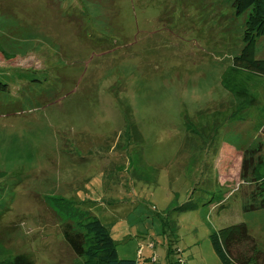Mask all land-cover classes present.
Returning <instances> with one entry per match:
<instances>
[{
  "label": "rangeland",
  "instance_id": "1",
  "mask_svg": "<svg viewBox=\"0 0 264 264\" xmlns=\"http://www.w3.org/2000/svg\"><path fill=\"white\" fill-rule=\"evenodd\" d=\"M233 1L0 0L7 246L79 261L60 224L91 213L141 264H223L211 233L238 222L264 250V209L235 196L264 130L226 118L221 75L244 45Z\"/></svg>",
  "mask_w": 264,
  "mask_h": 264
},
{
  "label": "trees",
  "instance_id": "2",
  "mask_svg": "<svg viewBox=\"0 0 264 264\" xmlns=\"http://www.w3.org/2000/svg\"><path fill=\"white\" fill-rule=\"evenodd\" d=\"M233 5L238 16L245 15L244 45L221 75L223 87L237 101L231 104L232 111L226 118L227 122H232L249 117L254 131L264 130V57L256 54L258 42L264 37V0H234ZM0 52L7 59L13 57L3 46L1 36ZM9 87L7 82L0 80V93L7 92ZM257 151L243 159L241 178L245 184L235 195L243 199V207L247 211L264 209V139ZM7 176L8 172L0 169V183ZM4 189L1 185L0 190ZM224 193L220 195L221 200H224ZM225 206L224 203L222 207ZM0 212L3 213V209ZM60 225L64 241L82 259L52 264H141L137 259L119 256L110 228L97 215L88 213L76 221L64 220ZM1 233L0 229V264H34L31 252L12 250ZM211 240L223 264H264V250L245 222L214 230ZM183 263L178 258L176 264Z\"/></svg>",
  "mask_w": 264,
  "mask_h": 264
}]
</instances>
